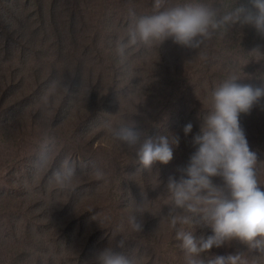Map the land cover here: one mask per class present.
<instances>
[{"label": "rangeland", "instance_id": "374dc122", "mask_svg": "<svg viewBox=\"0 0 264 264\" xmlns=\"http://www.w3.org/2000/svg\"><path fill=\"white\" fill-rule=\"evenodd\" d=\"M153 2L0 0V264H95V255L110 244L121 251L114 242L123 237V251L138 264H185L170 226L168 178H188L180 169L198 147L192 139L200 132V114L221 81L243 75L237 83L264 87V59L252 51L264 53V35L252 25H236L200 49L168 38L131 50L127 64L119 65L115 48L128 27L129 7L138 16L150 14ZM234 2L249 6L248 0L206 3L228 8ZM130 120L147 136L179 137L169 163L137 169L133 152L107 127ZM239 120L264 191V97ZM188 123L193 127L185 135ZM45 133L55 143L41 168ZM65 160L75 165L72 190L52 179ZM96 168L104 179L95 178ZM211 180L223 187L222 177ZM134 201H145L146 210L133 213L142 225L137 233L127 224ZM122 221L124 230L116 234ZM193 234L212 231L198 225ZM237 252L249 264H264V255L236 240L203 255Z\"/></svg>", "mask_w": 264, "mask_h": 264}, {"label": "clouds", "instance_id": "9594fccd", "mask_svg": "<svg viewBox=\"0 0 264 264\" xmlns=\"http://www.w3.org/2000/svg\"><path fill=\"white\" fill-rule=\"evenodd\" d=\"M248 4L236 6L234 2L224 8L203 0H187L175 5H168V0H154L153 11L139 16L129 7L128 27L115 48L118 63L125 66L131 50L154 43L159 46L168 38L178 45L200 49L205 41L217 34L227 35L236 25H252L264 35V0H248ZM252 51L261 54L257 60L264 59V53L258 49ZM242 76L229 75L212 90L200 132L192 139L198 147L188 165L180 169L188 178L181 176L177 181L169 176L166 184L170 194V226L180 242L185 264H249L240 252L204 258L203 254L213 247L224 246L233 240L246 245L250 253L264 255V191L257 178L256 153L250 150L239 120L241 113L248 114L264 97V87L237 83ZM107 127L116 140L133 152L140 172L150 171L156 162L169 163L174 146L179 144V137L171 134L147 136L134 120ZM192 127L191 123L184 126L185 135ZM54 143V138L45 133L38 167L48 165ZM75 175L74 163L65 160L52 173V179L60 189L72 190ZM93 175L97 180L105 178L104 171L99 168ZM214 176L222 177L223 187L213 184L211 177ZM145 201L139 204L134 201L135 206L127 219L134 233L139 232L142 225L133 213L146 211ZM177 209L181 211L177 212ZM198 225L209 226L212 234L196 237L193 233ZM123 230L122 221L116 226L115 233L121 234ZM125 241L123 237L114 242L115 248L121 251H115L111 244L99 251L95 255V264H138L136 257L123 251Z\"/></svg>", "mask_w": 264, "mask_h": 264}, {"label": "trees", "instance_id": "16d2710c", "mask_svg": "<svg viewBox=\"0 0 264 264\" xmlns=\"http://www.w3.org/2000/svg\"><path fill=\"white\" fill-rule=\"evenodd\" d=\"M203 1L207 2V0H203ZM230 31H231V30H230ZM229 33H230V32H229ZM229 33H228V34H229ZM228 34H227V35H228ZM227 35H224V36H227ZM170 41H171L172 44L176 45V43H174L172 39H171ZM198 66H199V63L194 64V67L196 68V70L198 69ZM179 74H180V71H179L178 73H176L175 76H179ZM207 112H208V110H203V111L201 112L200 115H202V117L200 118V120H203V119H204V116H203V115H204L205 113H207Z\"/></svg>", "mask_w": 264, "mask_h": 264}]
</instances>
